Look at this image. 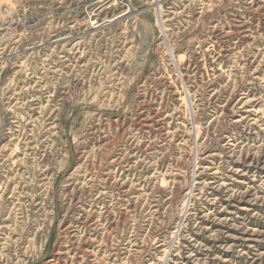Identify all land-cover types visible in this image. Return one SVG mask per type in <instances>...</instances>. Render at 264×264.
Here are the masks:
<instances>
[{"label": "rangeland", "instance_id": "1", "mask_svg": "<svg viewBox=\"0 0 264 264\" xmlns=\"http://www.w3.org/2000/svg\"><path fill=\"white\" fill-rule=\"evenodd\" d=\"M0 264H264V0H0Z\"/></svg>", "mask_w": 264, "mask_h": 264}]
</instances>
